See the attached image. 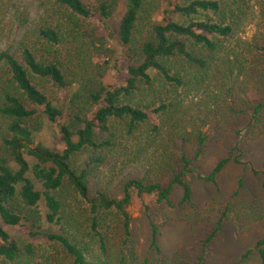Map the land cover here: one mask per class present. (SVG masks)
<instances>
[{"label":"trees","instance_id":"1","mask_svg":"<svg viewBox=\"0 0 264 264\" xmlns=\"http://www.w3.org/2000/svg\"><path fill=\"white\" fill-rule=\"evenodd\" d=\"M118 1L50 0L51 13L38 27L35 40L20 43L16 50L8 48L0 52V220L8 227L25 230L30 238L41 237L58 244L70 264H106L115 258L117 264H125L123 250L132 238L127 211L132 191L138 196L154 194L159 203L171 205L169 197L178 186L182 193L179 204L191 203L192 192L185 176L191 172L192 162L204 153V135L198 129L187 133L195 140L192 158L181 153L166 181L151 178L144 169L146 149L137 140L144 133L149 140L158 133L160 123L175 104L162 99L163 93H159L158 103L148 105L136 103L133 98L142 91L156 93L151 71L165 86L184 87L182 74L186 67L174 61L186 62L189 67L195 65L198 72L206 70L211 55L217 51L216 40L233 34V24L224 20L194 18L201 12L219 13L222 7L219 0H170L162 21L149 23L147 33L139 39L136 34L145 1L123 0L124 14L115 23ZM174 14L185 22L175 21ZM105 38L117 47L111 57L112 65L105 61L104 69L98 68L95 76L84 81L67 99L65 93L72 86V78L60 60H47L44 55L52 48L56 49L54 53L66 51L73 42L96 49L95 42H103ZM189 43L198 47L196 54L189 49ZM259 50L264 56V47ZM107 68L125 71L119 85H103L101 80ZM47 84L63 92V99L52 100L45 91ZM263 106L259 103L253 108L252 118ZM41 118L59 133L62 150L49 149L35 139V132L42 128ZM175 131L177 138L187 139L178 127ZM25 155L34 160L33 165ZM110 161L114 165L121 162V170H129L120 181V197L93 185L98 168ZM225 163V160L218 162L205 180L214 181ZM11 164L16 166L15 170ZM133 165L137 166L131 168ZM30 175L41 184L42 190L36 188ZM92 187L96 190L94 195H90ZM69 189L86 204L78 220L81 224L69 208ZM40 203L44 205L43 214ZM111 212L120 218L122 241L117 254L108 247ZM42 223L58 231L43 232ZM150 228V248L159 253L158 227L150 222ZM213 237L214 234L209 235L206 243ZM254 249L260 264H264V237ZM32 254L31 246H25L23 251L0 225L2 262L15 264Z\"/></svg>","mask_w":264,"mask_h":264},{"label":"rangeland","instance_id":"2","mask_svg":"<svg viewBox=\"0 0 264 264\" xmlns=\"http://www.w3.org/2000/svg\"><path fill=\"white\" fill-rule=\"evenodd\" d=\"M144 1L145 12L136 34L139 39L147 33L149 23L162 21L170 0ZM219 1L222 3L219 13L201 12L194 17L233 24L231 37L216 40L218 48L211 55L209 67L198 72L195 65L189 67L186 62L174 61L187 69L182 74L184 87L165 86L151 71L156 93L142 91L133 98L136 103L148 105L158 103V95L163 93L162 99L175 104L160 123L158 133L152 134L150 140L144 133L137 140L146 149L144 169L151 178L166 181L181 153L192 158L195 140L187 133L200 130L206 144L204 153L192 162L191 172L185 176L192 192L190 204H179L182 193L178 186L169 197L171 205L159 203L154 194L138 196L135 191L131 192L127 211L131 217L132 238L123 250L125 264H260L254 247L264 237V106L255 118L252 113L256 105L264 104V56L259 50L264 47V0ZM49 8L50 0H0V52L33 42L38 27L51 13ZM124 11V1L120 0L114 13L115 23ZM172 18L185 22L179 15L174 14ZM94 45L96 49L73 42L66 51L54 53L56 49L52 48L44 55L47 60H60L72 78V86L65 93L67 99L84 81L94 77L98 68L104 69L105 61L112 65L111 57L117 48L114 42L105 38ZM188 47L195 54L198 52L192 43ZM124 72L107 68L101 81L104 86L119 85ZM45 91L52 100L63 99L64 93L51 84L45 85ZM41 120L42 128L35 132V139L49 149L62 150L57 130ZM176 127L187 139L176 137ZM25 158L33 165L32 158L27 155ZM222 160L226 163L214 181L205 180ZM11 167L16 169L14 164ZM121 169V162L114 165L110 161L109 165L100 166L93 185L120 197V181L129 171ZM30 177L36 188L42 190L41 184ZM95 191L92 187L90 195ZM67 196L69 208L78 221L86 204L76 199L70 189ZM39 210L44 213L43 203L39 204ZM108 218L111 230L108 247L111 253L117 254L122 241L120 218L115 212L109 213ZM150 222L158 227L159 253L150 248ZM0 225L23 251L27 245L33 250L32 255H25L15 264H70L58 244L41 237L30 238L25 230L8 227L1 220ZM41 231L57 232L58 229L42 223ZM211 234L214 237L207 244ZM116 260L106 264H117ZM0 264L10 263L0 260Z\"/></svg>","mask_w":264,"mask_h":264}]
</instances>
